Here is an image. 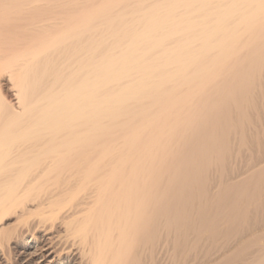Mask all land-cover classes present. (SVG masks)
I'll return each mask as SVG.
<instances>
[{
	"label": "bare ground",
	"instance_id": "bare-ground-1",
	"mask_svg": "<svg viewBox=\"0 0 264 264\" xmlns=\"http://www.w3.org/2000/svg\"><path fill=\"white\" fill-rule=\"evenodd\" d=\"M165 243L264 264V0H0V264Z\"/></svg>",
	"mask_w": 264,
	"mask_h": 264
},
{
	"label": "rangeland",
	"instance_id": "rangeland-1",
	"mask_svg": "<svg viewBox=\"0 0 264 264\" xmlns=\"http://www.w3.org/2000/svg\"><path fill=\"white\" fill-rule=\"evenodd\" d=\"M1 80H2V81H1V82H2L1 85H2L3 93L5 94V96H6V98H7L8 101H13V100H14V93H15V90H14V89H15V87L13 86V88H12V84H11L12 82H9V81L6 80V79H4V80L1 79ZM236 150H237V148H236ZM241 153H242V152H241ZM239 155H240V154H239ZM242 155H244V152L242 153ZM242 155H240V157H241ZM241 158H243V160H244V161H241V163H242V162H246L244 157H241ZM239 159H240V158L238 157V160H237V163H236L237 165L240 164V163H239V162H240ZM244 164H246V163H244ZM237 165H235L236 168L238 167ZM240 165H241V164H240ZM241 166L244 167V166H246V165L243 166V163H242ZM241 166H240L241 170H240V168H237V169L235 168V169H236V170H235L236 173H237V170H238V169L240 170V171L238 170V173L241 172L242 169H243V172H244V168H246V167L242 168ZM241 173H242V172H241ZM15 219H16V218L13 217V218H11L10 220H11V221H12V220L14 221ZM62 228H63V227L59 228V230L62 231ZM71 235H73L74 239L78 238V236H79V235H78V236L75 237L74 234H72L71 232H69V234H68L69 238H70ZM73 237L71 236L72 239H73ZM74 239H73V240H74ZM79 239H80V236H79L78 239H76V241H78ZM79 241H81V240H79ZM79 241H78V242H79ZM166 245H167V244L165 243V245H164L165 248H164V250H163V254H166V256H167V255H168V256H167V258L164 257V260H165V258H166V260H165V261H166V264H171V263H172V259H173V258H172V256H173V253H172L173 250H172V249H173V248L171 249L170 247H172V246L169 247L168 245H167V246H166ZM169 245H170V244H169ZM167 247L170 248V249H168ZM166 248H167V249H166ZM165 249L168 250V251H165ZM76 250H79V249H77V246H76ZM171 250H172V251H171ZM164 251L167 252V253H165ZM169 251H170V253H172L171 255H170ZM168 253H169V254H168ZM231 253H232V252H231ZM77 256H78V255H77ZM163 256H165V255H163ZM171 258H172V259H171ZM168 260H169L171 263H169ZM165 261H164V264H165ZM70 264H76V263H74V261L72 260ZM172 264H173V263H172Z\"/></svg>",
	"mask_w": 264,
	"mask_h": 264
}]
</instances>
